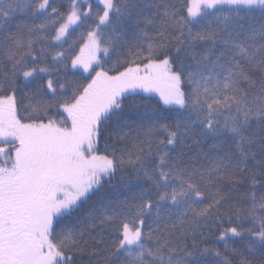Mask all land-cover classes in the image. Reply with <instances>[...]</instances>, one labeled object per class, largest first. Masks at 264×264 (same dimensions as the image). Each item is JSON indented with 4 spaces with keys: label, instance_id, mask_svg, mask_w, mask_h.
Returning a JSON list of instances; mask_svg holds the SVG:
<instances>
[{
    "label": "snow or ice",
    "instance_id": "1",
    "mask_svg": "<svg viewBox=\"0 0 264 264\" xmlns=\"http://www.w3.org/2000/svg\"><path fill=\"white\" fill-rule=\"evenodd\" d=\"M0 264H264V0H0Z\"/></svg>",
    "mask_w": 264,
    "mask_h": 264
},
{
    "label": "trees",
    "instance_id": "2",
    "mask_svg": "<svg viewBox=\"0 0 264 264\" xmlns=\"http://www.w3.org/2000/svg\"><path fill=\"white\" fill-rule=\"evenodd\" d=\"M82 31H83L82 29H79L74 32H70V34L66 37L67 45H65V47H67L68 45H72L75 48V52L79 53V45H80Z\"/></svg>",
    "mask_w": 264,
    "mask_h": 264
}]
</instances>
